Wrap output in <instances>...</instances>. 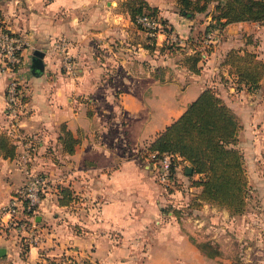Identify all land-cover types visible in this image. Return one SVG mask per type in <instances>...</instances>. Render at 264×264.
Returning a JSON list of instances; mask_svg holds the SVG:
<instances>
[{"label":"crops","instance_id":"crops-1","mask_svg":"<svg viewBox=\"0 0 264 264\" xmlns=\"http://www.w3.org/2000/svg\"><path fill=\"white\" fill-rule=\"evenodd\" d=\"M120 1L0 0V21L25 39L17 71H10L0 59V138L4 135L14 145L13 154L0 146V204L16 195L27 169L47 178L31 215L36 243L25 244L10 228L7 237H0V245L8 254L18 252L23 264H68L72 258L80 261L84 253L89 254L85 264H109L121 261L116 248L120 244L110 238L111 230L122 231L124 237L130 231L150 232L151 244L173 247V260L162 254L158 261L189 262L193 256L200 260L199 249L177 218L183 213L182 190L159 184L148 158L138 153L211 86L240 125L236 147L242 153L250 203L237 215L250 216V226L260 232L259 238L256 233L250 240L248 254L249 260L261 258L264 264V77L257 88L236 87L229 65L222 63L229 49L239 47L264 62V20L215 28L214 48L194 73L180 61L193 51L189 37L213 22L210 15L204 12L195 21L197 14L181 15L174 0H146L158 7L171 28L168 34L157 35L151 49L145 46L151 43L146 31L119 8ZM167 36L179 41L174 51L160 49ZM35 50L42 53L39 73L31 67ZM66 58L72 62L71 70ZM14 76L25 91L16 126L5 103L6 83ZM157 108L163 110L159 120ZM65 129L77 140L71 153L59 140ZM63 185L72 192L66 204L59 202ZM153 256L148 250L143 259L149 263Z\"/></svg>","mask_w":264,"mask_h":264},{"label":"trees","instance_id":"trees-1","mask_svg":"<svg viewBox=\"0 0 264 264\" xmlns=\"http://www.w3.org/2000/svg\"><path fill=\"white\" fill-rule=\"evenodd\" d=\"M174 1L181 15L193 17L206 12L213 20L204 31L200 30L195 38L189 37L188 43L193 51L181 58L182 65L194 73L200 71L199 61L214 48V43L203 41L204 33L209 29L220 30L228 23L241 20H264V0ZM210 5L212 8H209ZM119 6L127 11L135 25L144 31L145 28L136 19L142 13L157 17L166 34L171 30L167 21L159 16L158 7L150 5L146 0H122ZM147 37L151 39V43L145 46L154 49L156 37ZM174 44V41L169 43L166 40L160 49L174 51ZM222 63L229 65V72L234 75L236 87L244 85L249 90L257 88L264 77V62L253 51L241 47L231 48L225 53ZM239 126L229 105L213 87L207 86L176 118L157 133L144 149L142 156L146 158L151 151H155L157 155L163 152L175 155L171 160L170 174L173 184L176 166L182 162L190 163L192 172L186 173V168L184 172L191 180L190 185L199 188L195 192L194 202L199 205L203 201L209 202L224 207L231 215L240 214L246 208L248 183L242 153L236 147ZM59 140L65 151L73 152L77 140L69 130L65 129ZM0 146H6L7 153H14V145L9 144L4 135L0 138ZM151 160L149 161L152 163ZM167 188L171 190V187ZM60 192L61 204H66L72 199L68 186H60ZM23 210L26 217L30 218L33 214L32 207L25 206Z\"/></svg>","mask_w":264,"mask_h":264},{"label":"rangeland","instance_id":"rangeland-1","mask_svg":"<svg viewBox=\"0 0 264 264\" xmlns=\"http://www.w3.org/2000/svg\"><path fill=\"white\" fill-rule=\"evenodd\" d=\"M201 15L202 13H198L195 21H198ZM161 26L162 28L164 27L163 24H161ZM163 29L165 30V28ZM166 40H168L169 43L170 41H174L175 44L176 42H179L175 36H167V38H165V41ZM176 45L175 47H179ZM179 55L180 54H177V56ZM177 56H173V58L175 59ZM175 72L176 71L172 72V74H175ZM156 113L158 115L157 119L159 120V117L163 114V110L161 108H157ZM143 151L144 150L139 151V157L142 156ZM190 184L191 180L187 174H185L184 168L180 163V165L176 166L174 184L172 182L171 186L168 187H171V190H175V188L176 190L186 189L184 191L182 190L184 193L181 191V205L179 204V211L183 212L180 216L184 219H180V216L177 218L185 231L188 233L190 240L196 244L199 249L201 253V255H199L200 260H196L197 258L193 256V259L195 260H191L189 262L179 260L168 262L158 261L162 254H164L165 258L173 260V247L151 244L153 241V235L150 232L144 233L145 235H142L141 233H136V235H134L130 231L126 232V237H124L122 231L111 230L110 238L120 244L116 248H120L121 250L119 256L121 261L110 262L109 264H263V260L261 258H257L254 261L249 260L248 253L252 249L249 242L252 237H255L256 233V236L258 235L257 238H259L260 235V232H256V230L250 226V216L247 217L246 215L238 216L237 214H228L229 212L224 207H220L209 202L203 201L200 205L196 204L198 202H194L195 190H189V186H192ZM191 199H193V201ZM248 202L250 203L249 199ZM130 233L133 235H130ZM19 236L20 235H18V237ZM255 247H259L256 251L261 252V248L258 244L255 243ZM148 250L154 254V260L149 263L147 261L145 262L143 259V257H145V252ZM17 255L18 252H13L12 254L6 253L4 256L0 257V264H23V262L17 258ZM87 255L89 254L84 253L83 256L79 258L80 261L72 258L69 259L70 261H67V263L85 264L84 260L88 259ZM97 264L101 263L97 262Z\"/></svg>","mask_w":264,"mask_h":264},{"label":"built area","instance_id":"built-area-1","mask_svg":"<svg viewBox=\"0 0 264 264\" xmlns=\"http://www.w3.org/2000/svg\"><path fill=\"white\" fill-rule=\"evenodd\" d=\"M149 36L166 34L157 17L142 13L136 17ZM214 29H209L204 36L205 43L217 41ZM25 44L23 35L12 30L0 21V59L10 71H17L22 63V49ZM66 68H73L71 60L65 59ZM23 82L17 77H11L5 87V103L7 114L11 117L13 126L17 125L18 117L24 105ZM175 155L163 152L157 155L155 151L148 153V160L152 161L156 180L165 187L171 186V160ZM27 160V156H24ZM26 180L16 195L7 204H0V237H7L10 228L14 229L25 244H35L37 233L33 217H26L24 207H32L34 211L44 194L47 178L41 172L26 170ZM9 228V229H8ZM8 229V231H7Z\"/></svg>","mask_w":264,"mask_h":264},{"label":"water","instance_id":"water-1","mask_svg":"<svg viewBox=\"0 0 264 264\" xmlns=\"http://www.w3.org/2000/svg\"><path fill=\"white\" fill-rule=\"evenodd\" d=\"M34 52H35L36 55L33 58L31 67H32L33 71L39 73V71H41L42 68H43V65H42V62H41V58H40L42 53L39 52L38 50H35ZM191 172H192V166L190 165V163H187V165H186V173H191ZM6 253H7L6 246L0 245V257L4 256Z\"/></svg>","mask_w":264,"mask_h":264}]
</instances>
